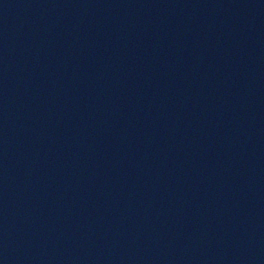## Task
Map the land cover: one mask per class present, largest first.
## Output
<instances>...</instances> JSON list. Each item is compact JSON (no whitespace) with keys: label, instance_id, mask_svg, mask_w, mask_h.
<instances>
[{"label":"water","instance_id":"water-1","mask_svg":"<svg viewBox=\"0 0 264 264\" xmlns=\"http://www.w3.org/2000/svg\"><path fill=\"white\" fill-rule=\"evenodd\" d=\"M0 264H264V0H0Z\"/></svg>","mask_w":264,"mask_h":264}]
</instances>
